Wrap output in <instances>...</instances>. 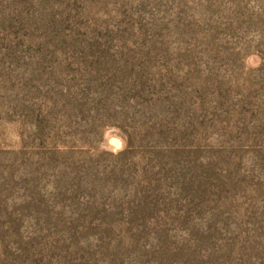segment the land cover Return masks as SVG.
I'll list each match as a JSON object with an SVG mask.
<instances>
[{
    "label": "rangeland",
    "instance_id": "rangeland-1",
    "mask_svg": "<svg viewBox=\"0 0 264 264\" xmlns=\"http://www.w3.org/2000/svg\"><path fill=\"white\" fill-rule=\"evenodd\" d=\"M0 264H264V0H0Z\"/></svg>",
    "mask_w": 264,
    "mask_h": 264
}]
</instances>
